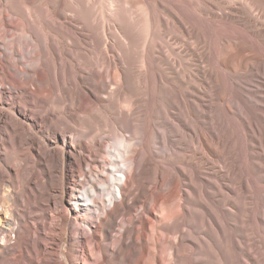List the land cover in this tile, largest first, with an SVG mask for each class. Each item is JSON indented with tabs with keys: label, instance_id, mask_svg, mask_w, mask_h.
<instances>
[{
	"label": "bare ground",
	"instance_id": "1",
	"mask_svg": "<svg viewBox=\"0 0 264 264\" xmlns=\"http://www.w3.org/2000/svg\"><path fill=\"white\" fill-rule=\"evenodd\" d=\"M79 1L0 0V264H194L203 198L196 199L197 225L172 240V219L156 193L160 169L182 154L178 148L233 163L218 151L231 140L214 135L219 118L201 101L215 80L203 65L212 52L199 25L220 20L238 28L240 36L220 37L218 51L241 56L246 72L264 79V0H158L142 37L118 26L113 36L93 21L92 0ZM148 69L157 92L151 110ZM230 70V78L240 74ZM211 89L207 96L234 113ZM166 95L170 104L159 99ZM241 122L249 136L259 134ZM34 132L46 134L44 142ZM249 247L264 264V243Z\"/></svg>",
	"mask_w": 264,
	"mask_h": 264
},
{
	"label": "rangeland",
	"instance_id": "2",
	"mask_svg": "<svg viewBox=\"0 0 264 264\" xmlns=\"http://www.w3.org/2000/svg\"><path fill=\"white\" fill-rule=\"evenodd\" d=\"M156 2L158 0H92V19L95 23L104 25L105 29L108 28L113 36H117L118 27H121L124 30H135L136 36L142 37L152 22L146 12H151L152 15L151 8H154ZM111 4L119 7V15L113 13L115 8ZM211 23L212 25H199L210 43L212 52L206 56L203 65L205 68L212 69V72L214 71L213 81L215 80L214 83L204 85L203 90L207 92L209 89L212 92L211 88H213L216 93L224 94V98L231 102L234 113L226 114L220 102L215 98L208 97L210 92L207 94L202 90L206 96H202L201 101L207 105L210 103L213 115L219 118V122H216V130H218L214 135L219 134L226 140H231V147L219 146L218 151L224 155H227L228 152L231 153L233 163L225 165L218 161V156L214 152L209 150L204 149L202 151L205 152L202 153L204 156L200 158L197 153L192 151L193 149L178 148L177 151L182 154L177 157L173 155V163L170 160L168 166L166 164L164 169H160L165 172V176L161 180L162 184L160 182L156 187V193L163 197L164 215L166 214V217L172 219L173 229L170 231L172 240H176L182 231L185 232L187 228L197 225L196 199L199 194L203 198V245L200 260L193 261L194 264H263L262 257L254 254L249 245L251 241L257 239L264 243V146L260 144L261 141L264 143V79L256 69L246 72L241 56H227L218 51L220 37L223 35L240 36L239 29L226 26L227 23L220 20H211ZM106 25L108 26L106 27ZM249 58L250 61L255 60L252 59L253 57ZM261 59L264 61V55L260 57ZM230 66H234L240 74L243 73V76L239 74L240 77L230 78L231 76L228 74L232 71ZM148 71L151 78L148 87H151L148 88V104L150 105L147 104V107L148 110H151L156 103L157 92L153 86L150 69ZM215 76L219 79V84H217ZM229 80H236L239 84L235 81V85L232 82L231 85ZM212 84H215L216 87H212ZM209 85L212 86L209 88ZM151 88H153L152 91ZM216 89L220 90L217 92ZM244 95L247 99L243 98ZM231 97L232 99H230ZM159 99L170 104L173 97L166 95ZM208 99L211 101L209 102ZM211 102L218 103L212 104ZM5 113L7 112H3V114ZM161 113V110L157 112V114ZM144 115L147 116V112ZM242 118L258 128L259 134L252 135L253 137L249 136L242 125ZM208 131L207 135L213 138L211 130L208 129ZM34 133L33 138L36 143L44 142L46 134ZM102 136L105 144L113 141L108 132ZM49 140L52 142L50 146L57 145L53 142L55 140L52 137H49ZM184 153L187 157L182 156ZM183 160L184 162H182ZM230 166H233V169ZM175 170L180 171L184 178L180 182ZM195 171L199 178L195 176ZM197 180L200 182L198 183ZM176 182L180 184L176 189H173ZM148 186L151 187L152 184L150 183ZM64 197H66L65 194ZM139 206L140 204L137 205L136 210ZM182 219L184 223L181 222ZM117 221L118 225L112 233L113 236L118 235L121 230L119 225L121 221L120 219ZM136 230L137 225H134V231ZM80 233L79 230L77 234L80 235ZM65 240H68V232ZM188 244L190 245L188 252H193L194 255V245ZM60 249L61 251L65 250L64 244L60 246ZM168 251L170 252V249ZM193 257L191 256V258ZM60 258L63 259L61 254Z\"/></svg>",
	"mask_w": 264,
	"mask_h": 264
}]
</instances>
